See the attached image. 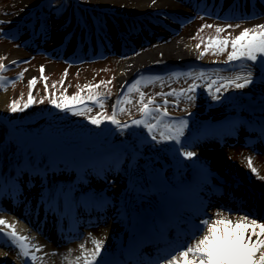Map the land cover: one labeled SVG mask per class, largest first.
I'll use <instances>...</instances> for the list:
<instances>
[{
	"label": "rangeland",
	"instance_id": "obj_1",
	"mask_svg": "<svg viewBox=\"0 0 264 264\" xmlns=\"http://www.w3.org/2000/svg\"><path fill=\"white\" fill-rule=\"evenodd\" d=\"M12 1L13 0H0V21H4V23H0V29L4 30L5 33L4 37L1 36L0 33V64L8 65L5 70L1 71L0 74H3L4 72L5 75L9 77H12L13 74L16 75L15 80L11 81L12 83L6 82L3 83V87H0V93H8L5 103L0 104V162H3L7 154L16 147L12 140H6L8 132L5 118L12 116V111H10L9 105L12 101H17L19 108L25 104L27 97L26 94L29 90L28 81L33 78L36 80L32 88L34 90L31 92L32 95L33 93L35 94L33 96L34 105L32 107H27L26 110H24L25 116H29L30 114L37 111L48 110L51 106L56 108L54 105L49 103L50 99L56 98L59 101L62 95L71 97L79 92L81 98H87L89 95L98 97L99 93L100 95H104L101 102L103 105L109 103L111 111L113 105H116L115 117L121 122V124H128L129 122L132 123L133 120H139L142 118V116L146 122L150 124H157V121L159 120L158 126L153 129L152 133H149L148 129L145 128L143 124L133 125V123H130L133 128L136 126L135 129L139 131L138 133H133L132 130H128L129 127L118 128L116 125L110 123V128H115L113 135L109 140L107 139L106 142H101L99 144V148L104 152L103 155L88 159H82V157L75 158L74 155H71L69 157L64 156L52 161V159H50L51 150L49 146L45 143H40L37 145L35 152L36 157L39 156L40 158V166H43L44 163L52 165L57 169V172L49 174L48 176H44V182H40L39 179L36 178V182L30 183L28 187H20L21 195L19 198L22 199L21 208H16L15 211L11 209L9 210L10 212L0 211V213H2L0 215V219L5 220L3 217L7 218L8 216L9 220L14 221V223H11L5 220L8 225L13 226L9 229L21 234L23 230L24 232H27L29 228L26 229L23 227L25 225L27 226V223L24 224L25 220L21 218L19 212L22 210V213H26L27 218L31 220L28 216V212L31 210L32 204H35L37 200L47 204H56V202L53 201V196L56 195L55 197L59 198L60 194L58 196V193L60 192L64 193V196H61L60 200L69 203L72 200L76 201V195L78 192L85 194V197L88 199L87 201L94 200L99 202L100 197L106 196V202L108 206H106V209L103 208L104 210H101V213H106L107 220L103 224L98 223L95 225L86 226L84 231L78 234L80 237L82 236L83 238H88L89 242L94 245L92 243V239L95 238L98 240L103 234H105L104 231H106V229L110 230L111 228H120L123 226V218L117 215V212L114 208V205L120 203V200L123 201L121 203L125 202L127 207L134 209L142 208L143 203L140 200V197L143 195L142 193L145 194V192V195L148 194L150 199L154 200L153 203H156L160 197L170 201V196L168 195L167 190L161 184L167 183L169 186H173L174 182H177L179 178H186L189 171L194 168L196 164H199L195 163L190 165L191 163L186 162L178 163V159L183 158V156L180 155V152L192 149L189 148L190 146H187L186 143L191 140V137L195 136L197 132L196 128H198L202 122H210L226 115L233 114L235 112V105L232 103L231 99L228 98L224 100H213L212 95L206 89L207 82H203V80L200 79H196L198 87L194 94V99H187L188 95H193L192 93H186L184 95H180L179 93L182 89H187L188 86L193 83V79L200 72H208L214 80L220 77L215 75V73H217L216 70L218 69L228 74L224 78L233 77V73L235 72L234 74H236V71L238 70L243 73H247L249 70H251V72L254 73L255 69L258 68L260 63H253L251 61L245 62L240 60H237L236 63H234L235 61L227 62L228 52L232 50L231 44L227 46L225 51L218 52L215 47L209 46V41L210 38L215 37L229 39L235 38L245 28H254L256 25L264 24V22H253L250 24L246 22V24L245 21H239V18H231L232 21L221 22L218 18L209 20L206 18L204 19L201 15L194 16L193 11L190 14L191 16H194L193 20L184 25H176V29H174V32L172 31V33L176 38H184L195 47L198 54L197 59L189 62L184 60H169L165 62H157L152 65L137 67L121 84L125 87H121L120 85L119 89H117V69L120 64L132 53H130L129 49L123 48L120 46V44L115 43V41L119 39V36L116 35V38L114 37L111 39V41H109L108 45H110V48L108 51L111 55L108 59L105 60L102 58L101 51H99L101 54H93V50L96 49L97 45L103 46L104 42L108 41L111 35L109 28L105 26V24L100 19V16H97L95 13L104 15L106 20L109 22L112 21V18H115L118 20V22L123 24V18L126 17H132L135 21L144 22V20H150V18H153L154 16L162 18L160 17V13H155L158 12V10H161V13L165 10L163 17H166V15L172 12V10L165 9L163 6H161L160 8H153L145 10L141 13H137L136 10L131 7L129 8V6L124 3L109 2L105 5H99L95 4V1L93 0H76L78 4L83 5L84 10L87 11L83 13L82 9H77L74 12L72 20L69 21V26H73V24L76 23L74 20H76L77 23L84 28L85 34L82 39V33L80 29L76 43L73 44V49L71 50L75 51L78 44L82 41L85 47L78 50V58L85 59V61L72 66L61 62L60 59L56 61L49 57L39 56V54L33 53L31 50H34L35 47L32 46L29 40V34H27L25 30H28L30 22L34 21L39 15L41 18L42 16L45 17V12L48 15H51V17H57V23H60L61 20H67L70 15L71 8H73L76 3L73 0H68L70 1V5L68 7V2L65 1L63 7L61 6V8L64 9L63 12L60 10L56 11L55 13L54 11L56 9V4H53L55 0H52L51 11H46L43 7L46 0H37L31 5H29L30 3H25V5L21 7V11L15 10L12 8V6H10ZM67 7L69 9H67ZM90 11H94L95 13H90ZM207 11L212 10L209 9ZM143 15H146L148 19L141 18ZM181 17L184 18L182 14ZM50 18L48 19L46 16V21L45 19H41V23L43 25L47 23L48 27ZM36 23L37 22L34 23V26ZM152 23L154 25H158V23L155 21ZM204 25H211L212 27H202ZM217 27L223 28L224 31L217 33ZM144 31L147 34H151L149 29L144 28ZM67 38H69V36H61L54 41L46 37L39 39L37 38V41H42V45L45 46V50L53 52V55L56 56L60 52L58 47L62 42L64 46H67ZM159 41L160 39L157 37L152 43L157 44ZM197 44L200 45L199 48L196 47ZM146 45V47H148L150 44ZM121 47L124 50H122ZM12 50H19L23 52L24 55L13 57ZM201 53H204V55L201 56ZM52 58L58 59L56 57ZM13 61H15V63H13ZM19 61L25 62L18 64ZM185 63H193L196 65L190 70L192 76L179 75L177 77H173L172 73H186L181 71L180 66ZM224 63L227 64L226 67H224ZM51 64L52 66H50ZM175 65L178 66L175 67ZM247 65H251V68L249 69ZM41 66L44 68L43 73L40 71ZM199 66L205 67L199 69ZM163 67H171V69L164 73L154 72L155 70H159ZM20 73H23L22 79L18 78ZM212 79L210 78L209 80ZM138 80L140 81L139 85L137 86L139 91L134 90L129 92L127 86L132 85ZM149 80L152 82L149 83ZM61 81L63 82L61 83ZM219 82L223 81H218V84ZM45 84H47V92L45 91ZM85 85H92L94 87L91 89L85 88ZM97 85L99 87H95ZM119 90L120 92L118 93ZM173 90H175L177 94H169L172 93ZM141 93L144 94L143 104L140 102ZM216 95H218V93H216ZM119 97H123L127 100H130L131 102H122L117 104V99ZM149 98H151L154 103L149 104ZM41 100L43 102H40ZM144 104L148 105L149 109H153V111L147 114L141 113L140 108ZM88 106L86 107L90 108L91 111L85 110L84 115H75L73 112L69 111L67 114H62V116L57 114L58 116L50 115L44 116V118L41 119L36 118L34 120L27 121L26 125L23 124L20 127L25 132H30L31 134H28L31 136H34V133L39 134L40 132H43V130L50 131L53 130L52 128H59L55 130H57L56 134L60 136L69 130H81L86 125L97 126L90 123L88 117L96 116L98 113H102L103 115L107 116V110L104 111V107L100 108L93 105H90L89 107ZM121 108H123L124 111H120ZM157 108L159 111H155ZM165 112L167 115H162V113ZM180 120L186 121L183 136L180 138L184 142L183 147L177 144L175 140H162L160 138L161 132H167L165 127L166 125L175 126ZM105 121H103L101 124H103ZM218 133L219 131L216 132V134ZM153 135L156 137L155 140L143 141V139L146 137L152 138ZM35 136H37V134ZM214 139L218 140L216 136H214ZM239 146L241 145L239 144ZM198 148V151L207 152L210 150H224L225 146H217L215 144L211 145L210 147ZM126 149L134 150L136 152V161L131 163L125 159L124 152ZM230 149L232 148L230 147ZM247 150L253 151L251 148ZM35 155L29 157V160H31ZM34 159H32L29 163L31 164ZM244 160L245 161H242V163L248 169V161H246V159ZM77 164H80L81 166H89L92 164L93 174L97 175V178H93L88 175L84 169L78 176H58V174L63 175L60 172L64 167H74ZM201 164L211 168L212 165H214L209 162V160H205L201 162ZM106 165H110L112 170L108 173L106 172L105 174H102L103 171H101V168H105ZM36 166L39 167V165ZM214 166H216L215 170L218 172V174H224L226 177L236 175L237 177L247 179L248 181L255 183V185L258 186V190L263 193V200H258V207L259 209L264 208L263 183L259 182L257 184L256 179L253 178V176L248 175V172L251 170L250 168L247 171L245 168L242 170L239 168L238 170H231L226 164H218ZM2 168H4L5 174L2 175L0 173V177H3L7 183H9L12 175L18 176L20 178L22 177V180L26 181L27 178L25 176L30 172L27 171L29 170L28 168H25V171H21L19 172L21 174L17 175L16 171L18 170L11 171V169L8 167V163L6 166H2ZM250 173L253 175L256 174L253 172ZM110 174H117L118 177L110 178L113 176ZM177 174L179 175V178H177ZM119 178H121L120 180L123 178L125 182H117V179ZM17 181V184L20 186L21 181L18 179ZM127 181H129V183H127ZM153 185L162 188L161 191L158 190L155 192L152 190L151 187ZM11 190L13 189L9 184L5 191L9 193ZM152 191L154 192L152 193ZM118 196L121 198L117 199ZM85 197H83V199ZM25 200L26 202H29V204H25L23 202ZM129 208L127 209L129 210ZM219 210L220 212H225L226 209ZM212 211H214V209ZM259 212L254 211L253 213L255 215L251 218L261 217ZM227 214L229 216L239 217L240 215H243L244 212H231ZM209 217L214 219L217 216L216 213H212ZM233 220H235V218ZM259 222L262 223L264 220H259ZM0 227L7 226L0 225ZM202 234L203 233L198 234L197 238ZM225 241L228 243L227 238H225ZM26 242L29 244L28 251L32 245L38 243L36 246L38 247L40 244L44 243L53 248L50 249L52 253H54L53 251L57 250L62 251L65 248L69 249L71 244L67 242L54 244L53 241L49 240V238L46 236H43L42 234L37 235L35 233H33L30 239ZM191 242V240L188 241V243ZM20 251L21 250L18 247L16 241H0V264H25L27 259L19 254ZM30 252L31 251H29V253ZM35 253L39 254L37 250L34 252V254ZM81 253L82 252H78L79 257L81 256ZM44 258L47 259V257ZM31 262L41 264L38 258L35 261L31 259ZM82 262L83 259H80L76 264H81Z\"/></svg>",
	"mask_w": 264,
	"mask_h": 264
},
{
	"label": "bare ground",
	"instance_id": "obj_2",
	"mask_svg": "<svg viewBox=\"0 0 264 264\" xmlns=\"http://www.w3.org/2000/svg\"><path fill=\"white\" fill-rule=\"evenodd\" d=\"M37 0H13L12 6L13 9L21 11V7L25 5V3H30L34 4ZM95 1V4L99 5H105L107 3H124L129 8H133L136 10V12L141 13L145 10L153 9V8H160L163 6L165 9H170L172 10L171 15H166V17H163V13L160 12V17L161 19L165 22L161 23V26L154 25L148 18L147 14L141 16V18H145L148 20H144L146 23V26L148 24L149 28H152L153 32L151 34H147L144 30H140L139 33L132 37L128 32L124 30V27L118 23V20L115 18H112L113 22V28L115 31L124 36L126 35L125 43L127 44L126 47L129 49L130 53H132L126 60H124L120 66L117 69V87H119L135 70L137 67L140 66H146V65H152L157 62H165V61H172V60H184V61H193L194 59H197V52L195 47L189 42L186 41L184 38L178 37L176 38L174 34L172 33L173 29H175L178 21V17L176 18L175 16L183 15L184 17H188L191 12L194 10V5L197 4L199 1L197 0H189L188 2H180L178 0H155V3H153V0H93ZM221 3H225L223 5L224 9H230L232 7L238 9V10H243L247 12L245 15L247 16V21L248 24L253 23V22H258L262 23L264 22V0H261L259 2L258 0H240L238 2H233V0H218ZM206 3V2H205ZM253 5V6H251ZM145 14V13H142ZM253 18H256L254 20H251ZM245 19V18H244ZM173 21V22H172ZM64 25L63 21L61 20L60 23H57V18H50L49 21V26L47 27V35L48 38L52 39L55 41L58 37H61L65 31H67V34H71V37L68 40V46L70 47L75 43V40L78 38V29H77V24L74 23L73 26H67ZM159 37L160 41L156 43H152L155 38ZM146 44L148 47H146ZM153 44V45H152ZM121 46V45H120ZM122 50H124L121 47ZM12 55L13 57L17 56H23V52L19 50H12ZM52 66V64L50 65ZM201 73V72H200ZM205 76L207 77V81L203 80V82H210V78L212 79L213 77L210 76L208 72H203ZM235 73V72H234ZM233 75L235 76L236 74H239L241 76L246 75L247 73H243L241 71H236V74ZM216 76L220 77H225L228 74L224 73L222 71H218L215 73ZM256 75V74H255ZM215 77V76H214ZM214 80V79H212ZM223 83V82H219ZM261 84V82H259ZM257 81L255 83H251L245 88H235V87H227L226 89H221V91L218 93L219 98H224V97H234L236 101L241 102L244 104L245 102L251 103V105H246L248 108V113L250 114L249 118H254L255 114H258L260 112H264V108L260 109L258 107V104H263L264 105V86L260 85ZM219 84L217 86H219ZM7 92H1L0 93V104H4L7 98ZM257 103V106H254ZM254 104V105H252ZM214 140H204L202 138H197V135L193 137V139L187 143V145H190L193 147L191 150L192 152L196 153V156L191 158V159H186L183 157L182 159H178V162H203L209 160L214 165L218 164H226L231 170H238L245 168L247 169L246 166L243 165L242 161H245L244 159L248 160V158H251L252 164L254 167L258 169L256 175H251L253 178L256 179V183L258 184L259 182L263 183L264 186V180L258 179V176H264V156L259 155L254 152H247L245 149L242 147H234L230 150L224 149V150H210L207 152H202L198 151V147H210L211 145H215ZM184 164V163H183ZM212 165V168H216V166ZM249 169V168H248ZM247 169V171H248ZM119 181V180H118ZM117 181V182H118ZM123 181V180H122ZM261 186V185H260ZM185 188H187L185 186ZM173 196H175L177 199L184 200V192L178 191L175 189L173 192H171ZM148 195L146 196V199L143 200L144 203V212L146 213V210L150 211V207H152V202L148 201ZM167 203L166 201L161 205L162 207L166 206ZM194 202L191 201L190 204H193ZM248 206V205H247ZM245 206V208L248 210V207ZM161 207V208H162ZM158 208V206H157ZM156 207L151 208L150 216L159 219L160 218V209H157ZM49 211V210H47ZM216 213V212H215ZM148 214V213H146ZM227 214V213H225ZM135 219L131 222H135V224H138L137 227L131 226L130 228H125V236H124V241L125 243H131L132 239L135 240L141 235V231L147 227H150V223H146L147 220V215L142 214V213H137L135 212ZM218 217H215L216 219ZM232 219H237L238 217L230 216ZM193 220V218H192ZM259 222V221H258ZM261 223V222H260ZM264 223V222H262ZM27 229V228H26ZM80 230H83L80 228ZM219 229L217 232L219 233ZM225 233H228L227 229H224ZM63 231L62 233H64ZM105 234H103L98 240H101L103 242V247H108L109 242L111 241V230L104 231ZM116 232V231H115ZM114 232V233H115ZM129 232L133 233V238L131 239L129 236ZM146 233V230H145ZM52 235V234H49ZM199 238V237H198ZM216 238H219V235H217ZM255 239V237H253ZM218 241V240H217ZM115 243L117 241H114ZM38 245V244H37ZM81 245L84 246V249L87 251H92L94 250V245H92L89 242L88 238H82L78 242H73V244L70 245L69 249L65 248L62 251H55V253H52L50 251L51 246H48L44 243L40 244L38 246L39 254L36 257L38 260H40L41 264H76L77 257H79L78 252H82L81 250ZM236 255V262L242 263L244 261V256L245 253L247 252V246L245 244V237H241L238 234L235 237V242L233 245ZM232 247V248H233ZM35 248V247H33ZM110 248V247H109ZM223 249H226L228 251L227 246L224 244L222 247ZM108 249V248H106ZM34 250V249H31ZM51 255H50V253ZM225 251V250H224ZM225 251V252H226ZM54 252V251H53ZM53 254V255H52ZM57 254V255H56ZM113 256V252L109 254V258ZM44 257H47L45 259ZM104 257V256H103ZM43 262V263H42Z\"/></svg>",
	"mask_w": 264,
	"mask_h": 264
},
{
	"label": "snow or ice",
	"instance_id": "obj_3",
	"mask_svg": "<svg viewBox=\"0 0 264 264\" xmlns=\"http://www.w3.org/2000/svg\"><path fill=\"white\" fill-rule=\"evenodd\" d=\"M155 3V0H153ZM0 23H4V21H0ZM202 27H212L211 25H204ZM231 27V26H229ZM238 27V25H237ZM217 33L224 31L223 28L217 27ZM231 44V51L228 52L227 62L232 61H251L253 63L264 64V24L256 25L252 29L245 28L238 36L235 38H210L209 46L215 47L218 52H223L227 48V46ZM197 48L200 47L199 44L196 45ZM204 53H201L203 56ZM15 63V61H13ZM250 69L251 65H247ZM6 69V65L0 64V71ZM26 71V70H25ZM41 73H43L44 68L41 66ZM179 75L184 76H192L191 72L188 73H172L173 77H177ZM23 73L19 74L18 78L22 79ZM43 78V77H42ZM7 78L0 77V87H3V82L6 81ZM158 79V78H157ZM196 79H203L207 81V77L203 72L199 73L194 79L193 83L188 86L187 89H182L179 93L180 95H184L186 93H192L193 95H188L187 99L192 100L195 98V92L197 90ZM218 81H223L217 87ZM35 78L28 81L29 88V96L28 101L23 105L24 108H27L31 103H33L32 97V88L35 84ZM63 81H61L62 83ZM149 83L152 81L149 80ZM254 82L253 73L251 70L247 72L246 75H235L231 78L218 77L215 80H211L206 83L207 91L212 95L213 100L219 99V96L216 93H219L221 89H226L227 87H235V88H245L249 84ZM103 83V82H102ZM140 81H135L132 85L127 86L128 91H139L137 87ZM55 86V85H54ZM85 88H92V85H85ZM95 87H99L98 85ZM121 87H125L121 85ZM45 91L47 92V84H45ZM169 94H177L175 90ZM140 102L143 104L144 94L141 93ZM88 100L96 101L98 106L103 107V104L100 102L97 96L89 95L87 97ZM40 102H43L42 100ZM130 103V100H127L123 97H119L117 99V104L119 103ZM49 103L54 105L56 108L71 111L75 115H84L85 110L91 111L90 108H87L84 104L83 98H81L80 93L77 92L71 97L67 95H62L59 101L56 98L50 99ZM154 103V101L149 98V104ZM76 105H80V107H76ZM9 109L12 112L22 111L21 108L18 107L17 101H12L9 105ZM120 111H124L123 108ZM141 113L147 114L153 109H149L148 105L144 104L140 108ZM155 111H159V109H155ZM112 115L105 116L102 113H98L96 116L88 117L90 123L94 125H99L103 121H110L111 124L116 125L118 128H128L129 125L127 123L121 124L119 120L116 119V105H113ZM162 115H167V113H162ZM133 124L140 125L143 124L145 128L148 129L149 133H152L153 129L156 128L159 124V120L157 124L147 123L143 118L139 120H133ZM186 126V121L180 120L178 124L166 125L167 132H161L160 138L162 140H175L177 144L181 147L184 146V142L180 139L183 136L184 128ZM153 140L156 139L155 135L152 137ZM180 155L184 156L186 159H191L196 156L195 152L192 151H181ZM248 167L251 169L253 173H257V169L253 167L251 158H248ZM258 179L264 180V176H258ZM232 209H226L225 212L218 211L216 216L218 218L211 219L207 217L206 211L199 210L198 214L204 216V219H200L199 223H196L195 215L191 223V227L187 229L182 238L179 240L177 244L169 247L163 254L159 255L153 264H233L235 258L231 257L229 254L221 251V248L224 246L225 238H227L229 247L234 245L235 237L238 234L241 237H245V244L247 246V252L244 256L243 264H264V223L258 222L259 220H264V217H256L251 218L255 214L254 213H244L240 215L237 219L233 220L230 218L228 214L231 213ZM0 225H5L8 228H12V225H8L7 222L3 219H0ZM220 230L219 233L217 230ZM224 229L228 230V233H225ZM199 238H197L198 234ZM9 237H11L14 241L18 242V247L20 248V255L24 257H28L30 255L28 248L29 245L24 243L26 241V237L18 236L17 233L13 230L7 233ZM219 235L220 239L217 241L216 237ZM255 237V239H253ZM191 240V243L188 241ZM92 243L94 244V250L87 251L84 249V246L81 245V256L77 257V261L83 259L84 264H101V262L97 259L102 255L103 242L101 240H97L95 238L92 239ZM219 244V247H218ZM31 247H36L32 245ZM39 248H37V251ZM175 253H178L175 254ZM31 259L35 261L37 257L32 254ZM27 264V261H25Z\"/></svg>",
	"mask_w": 264,
	"mask_h": 264
},
{
	"label": "trees",
	"instance_id": "obj_4",
	"mask_svg": "<svg viewBox=\"0 0 264 264\" xmlns=\"http://www.w3.org/2000/svg\"><path fill=\"white\" fill-rule=\"evenodd\" d=\"M108 115V114H107Z\"/></svg>",
	"mask_w": 264,
	"mask_h": 264
}]
</instances>
